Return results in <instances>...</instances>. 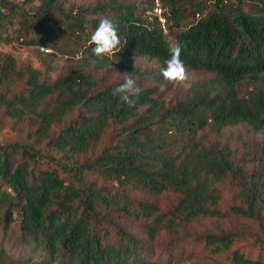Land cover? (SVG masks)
Segmentation results:
<instances>
[{"label":"trees","instance_id":"1","mask_svg":"<svg viewBox=\"0 0 264 264\" xmlns=\"http://www.w3.org/2000/svg\"><path fill=\"white\" fill-rule=\"evenodd\" d=\"M155 1L161 7L163 28L153 11ZM184 1L108 0L79 7L74 15L57 0L19 4L0 0L1 42L16 39L50 47V52L39 50L46 65L43 70L30 64L17 68L13 56L0 54V107L12 127L27 124L30 129L26 137L31 142L0 144V180L7 186L0 191V223L6 230L17 218L12 245L22 246V262L30 259L29 253H42L56 264H158L145 257L147 246L121 228L113 212L140 220L149 238L198 217H222L225 212L216 207L215 184L228 176L242 203L234 211L259 223L264 220V156L247 170L249 160L239 164L227 143L216 139L204 144L196 136L206 125L216 136L222 127L237 123L254 131L264 129V0ZM23 4L32 9H24ZM147 11L152 16L142 18ZM97 15L117 26L121 49L113 60L154 59L160 74L169 47L179 43L185 67L213 76L192 83L182 98L166 107L153 96V88L139 87L134 105L129 106L112 94L123 79L95 88L89 73L90 67L109 60L93 55L88 45L102 19ZM13 21L17 28L12 34L8 28ZM66 32L87 37L84 43L62 49L63 44L71 45L62 41ZM57 51L71 55L63 54L65 59L79 61L50 78L47 62ZM16 80H22L21 90H1ZM109 124L118 125L115 142L79 161L78 156L91 149ZM42 143L53 154L45 158L33 148ZM15 153L19 157L14 161ZM91 169L152 195L171 190L177 199L170 209L159 211L145 199H131L121 191L86 182L84 172ZM260 230L264 233V227ZM237 237L233 231L198 236L213 258L226 253L229 264H264V242L255 237L258 251L253 254L229 250ZM0 258H5L4 250Z\"/></svg>","mask_w":264,"mask_h":264},{"label":"rangeland","instance_id":"2","mask_svg":"<svg viewBox=\"0 0 264 264\" xmlns=\"http://www.w3.org/2000/svg\"><path fill=\"white\" fill-rule=\"evenodd\" d=\"M10 1L19 4L23 0ZM57 1L63 9L71 8L72 11H76L79 7L106 3L108 0ZM123 1L137 2L139 0ZM182 3L186 4L184 0ZM142 4L140 3L139 5ZM161 4L163 3L161 2ZM22 7L26 10L32 9L28 4H23ZM243 8L247 9V5L243 4ZM138 11L139 9H137ZM99 16L101 18L104 17L103 15H97V17ZM151 16V11H147L141 17L149 19ZM15 28H17V23L13 21L8 28V32L13 34ZM33 36V33L30 32L28 37L31 38ZM75 36H78L77 32L74 35L66 32L62 41L65 42L66 39L71 45L66 46L63 44L61 48L72 47L77 41L84 43L87 37L86 35H79L80 37ZM168 38L170 39V37ZM15 40H12L10 43L0 41V54L6 53L13 56L17 68H21L23 64H30L34 68L43 70L46 65L41 61V58L44 55L41 54L38 47L25 45L23 41L16 42ZM47 48L50 49L49 46ZM57 52L58 55H55L47 62V65L51 68L47 73L50 78H54L57 74L65 72L68 68H74L79 61L74 58L70 60L65 59L63 54L71 56L69 53ZM185 68L187 72L185 81L179 84H167L163 91L160 89L163 78L158 72L157 62L154 59H148L146 57H126L117 61L109 59L103 62L102 66L98 68L90 67L89 73L91 74L95 88H101L107 84L123 79L125 72H128L137 81L138 87L153 88V96L160 102V105L166 107L172 106L176 100L182 98L188 92L192 83L203 82L213 76L212 73L207 71ZM247 87L251 89L252 85L247 84ZM22 88V80H16L10 82L5 87H1V90L4 91L6 89L9 93H13ZM262 88L264 91V81ZM74 113L68 114L67 118L74 115ZM28 126L27 124H18L12 127L10 120L3 114L2 108L0 107V144H25L31 142V139L26 137L29 129ZM59 127L58 125L56 128L58 129ZM119 132L118 125L109 124L104 129L100 139L87 153L79 155L78 160L82 161L84 158L91 159L103 147L113 144L116 138H118ZM196 136H199L205 142L204 144L213 142L216 139L220 142L227 143L233 151V157L240 160L238 162L239 164H242V161L245 159L249 160L245 163L247 170H251L259 156H264V129L254 131L245 123L226 125L220 129L218 136L215 135L209 125H206L197 131ZM33 148H37L39 154H43L45 158L53 154L52 150L43 143L33 145ZM18 157L19 155L15 153L13 155L14 161ZM41 164H44V161ZM84 179L86 182H92L96 187L103 186L108 190L121 191L131 199H145L148 202L154 203L159 211L170 209L177 199V194L171 190L162 191L158 195H152L146 190L134 188L132 185H119L115 181L105 179L93 169L84 172ZM215 185L219 194L216 207L225 212V215L222 217H198L175 227L174 231H168L166 229L159 230L153 238L148 237L145 227H143L140 220L126 216L120 211L113 212L114 220L126 232L140 238L147 246L148 251L145 253V257L158 264H229L225 259L226 253L213 258L208 252V247L203 244L202 239L198 238V236L207 232L218 233L220 231H233L236 234L238 233L239 237H237L238 239L231 245L229 250L237 248L240 251L251 252L253 254L258 251L254 242L258 243V240L264 242V233L260 230V226L264 227V220L262 219V223H259L256 219L246 217L234 211L236 207L242 206V203L237 195V187L231 183L229 176L216 182ZM4 189H7L6 183L0 180V191ZM261 213L264 215V204ZM16 221L17 218L15 217L12 224L6 230L2 228L0 223V251H5V258H0V264H56L55 262L46 261L42 253L33 255L29 253L30 259L27 262L21 261L22 257L20 256V252L23 250L22 246L12 245L16 239ZM255 237L258 238L257 241L254 240ZM113 238L114 235L111 234L109 240H113Z\"/></svg>","mask_w":264,"mask_h":264},{"label":"clouds","instance_id":"3","mask_svg":"<svg viewBox=\"0 0 264 264\" xmlns=\"http://www.w3.org/2000/svg\"><path fill=\"white\" fill-rule=\"evenodd\" d=\"M73 14L75 15L76 12L74 11ZM88 45L93 55L97 57L107 56L110 60H113L115 54L121 49V38L114 22L107 17L100 19L88 40ZM45 50L50 51V49ZM181 50L179 43L170 46L168 49L169 58L165 61V67L160 69V74L163 78L160 86L161 91L165 89L167 84H179L187 78L186 68L181 59ZM139 93L140 88L137 85V81L130 73L125 72L123 82L113 89L112 94L132 106L135 103L133 98L138 97Z\"/></svg>","mask_w":264,"mask_h":264},{"label":"built area","instance_id":"4","mask_svg":"<svg viewBox=\"0 0 264 264\" xmlns=\"http://www.w3.org/2000/svg\"><path fill=\"white\" fill-rule=\"evenodd\" d=\"M153 11H154V14L157 16V19L160 21L161 27L163 28V21L164 20L161 16V7L159 6L157 1L154 2ZM38 49L42 52H45V53L50 52V51L45 50V49H49L47 47L39 46Z\"/></svg>","mask_w":264,"mask_h":264}]
</instances>
